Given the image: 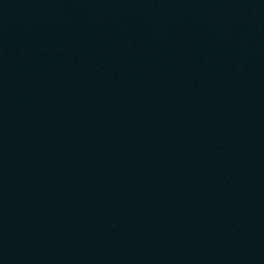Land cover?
I'll use <instances>...</instances> for the list:
<instances>
[{
  "label": "water",
  "instance_id": "1",
  "mask_svg": "<svg viewBox=\"0 0 264 264\" xmlns=\"http://www.w3.org/2000/svg\"><path fill=\"white\" fill-rule=\"evenodd\" d=\"M0 264H264V0H0Z\"/></svg>",
  "mask_w": 264,
  "mask_h": 264
}]
</instances>
